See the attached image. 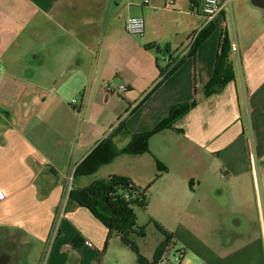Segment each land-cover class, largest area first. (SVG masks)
Listing matches in <instances>:
<instances>
[{"label":"crops","instance_id":"0c3cea01","mask_svg":"<svg viewBox=\"0 0 264 264\" xmlns=\"http://www.w3.org/2000/svg\"><path fill=\"white\" fill-rule=\"evenodd\" d=\"M200 5L0 0V264H106L119 238L104 251L107 229L71 192L110 175L145 190L157 174L143 210L165 220L173 250L155 264H175L174 250L179 264H264V0H231L212 20ZM129 17L144 19L141 39L125 40ZM216 76L225 83L209 94ZM194 100L148 153H123ZM105 140L114 159L76 175Z\"/></svg>","mask_w":264,"mask_h":264},{"label":"trees","instance_id":"16d2710c","mask_svg":"<svg viewBox=\"0 0 264 264\" xmlns=\"http://www.w3.org/2000/svg\"><path fill=\"white\" fill-rule=\"evenodd\" d=\"M209 35V31L201 32L199 38H204ZM197 40V41H198ZM227 43V34L223 33L221 38L222 55L223 48ZM169 65L162 72L168 73ZM170 72V71H169ZM225 82L219 76L213 78L209 84L208 90L214 93L219 90ZM196 106V101L181 104L173 107L168 117L157 125L152 131L131 136V141L128 149L123 153L144 154L149 152L150 139L167 129H174L178 120L185 116ZM181 132L180 130H176ZM116 156L112 150V146L108 140L98 144L94 150L85 158V160L78 166L76 175L84 173L91 174L99 166L109 163ZM158 168L161 165L158 163ZM161 178V174H157L154 181L145 190L137 187L133 181L127 177L120 175H110L106 180H98L91 185L71 192V198L79 205L88 209L107 229V241L104 246V251L107 247L108 241L111 238H119L121 242L128 247H131L134 252L138 253L133 241L130 237L132 235L142 236L144 228H137L134 207L145 209L147 207L146 193L155 181ZM172 244L170 235L166 234L165 242L160 246L155 256V263L159 261L162 254L168 246ZM140 264L143 261L140 257Z\"/></svg>","mask_w":264,"mask_h":264},{"label":"rangeland","instance_id":"374dc122","mask_svg":"<svg viewBox=\"0 0 264 264\" xmlns=\"http://www.w3.org/2000/svg\"><path fill=\"white\" fill-rule=\"evenodd\" d=\"M172 8V6L170 7ZM174 11H179L178 7L177 8H172ZM183 9L188 10L190 12V5L184 6ZM191 15L189 16H182L180 19V25H184L189 20ZM192 18H197L195 16H192ZM193 20V19H192ZM174 23L175 26V19L172 20V25ZM181 28V27H180ZM126 34H129L125 31ZM137 40L136 38L141 39L142 36H136V35H131L127 37L125 40ZM124 40V41H125ZM124 43V42H123ZM123 47V46H122ZM75 99L78 101L79 97H75ZM148 200L151 199L152 195V190L148 191L146 193ZM152 205L155 204V201H152ZM134 213L136 217V225L137 228H144L143 232L144 234L142 236H135L132 235L130 237L131 241L134 242V246L136 247L138 253L134 252L131 247L125 246L121 240L117 239L112 241V245L110 246V259L106 264H117L118 263H126V264H140L139 259L140 256L142 257H147L148 255L152 254L154 249H159L160 246L165 242L166 240V235L164 234V231L161 229L165 227L166 223L165 220L162 218L161 222L158 221H150V215L144 211L141 208L134 207ZM161 226V227H160ZM114 242V243H113ZM173 245L171 244V249L173 250ZM118 251H124L127 255L122 254L121 257H119V252ZM175 252V253H174ZM181 251L176 252L175 250L172 252L173 254L170 255L172 258V262L175 264H179L180 261H176V258L178 257V254ZM178 253V254H177ZM125 258V260H123ZM144 259V258H143Z\"/></svg>","mask_w":264,"mask_h":264},{"label":"built area","instance_id":"2783aa9c","mask_svg":"<svg viewBox=\"0 0 264 264\" xmlns=\"http://www.w3.org/2000/svg\"><path fill=\"white\" fill-rule=\"evenodd\" d=\"M171 5L175 3L176 0H168ZM200 10L203 15L208 18V20L214 19L216 16L221 14L226 6L230 5L231 0H200ZM125 30L127 33L136 36H143L145 33V21L141 17H129L125 22ZM236 50V48H234ZM177 66V62H171L169 64L168 72ZM105 92L108 96H122L128 92V86L125 84H121L119 86H113L111 84H107L105 86ZM71 104H77V100H71ZM6 198L5 194L0 191V202ZM86 245L92 247V243L86 242ZM171 250V246H168ZM178 254V253H177ZM182 258V252L178 254L176 261H180Z\"/></svg>","mask_w":264,"mask_h":264}]
</instances>
